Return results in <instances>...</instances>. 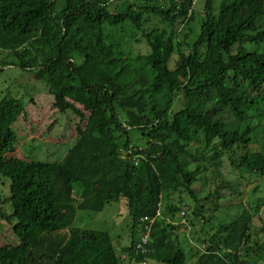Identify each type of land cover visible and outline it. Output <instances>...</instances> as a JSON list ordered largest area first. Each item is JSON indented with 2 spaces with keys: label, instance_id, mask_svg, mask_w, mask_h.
<instances>
[{
  "label": "trees",
  "instance_id": "obj_1",
  "mask_svg": "<svg viewBox=\"0 0 264 264\" xmlns=\"http://www.w3.org/2000/svg\"><path fill=\"white\" fill-rule=\"evenodd\" d=\"M196 1L0 0V49L7 53L0 72H33L54 106L83 122L59 160L8 155L17 140L13 125L26 108L12 94L0 99V182L10 180L0 216L15 219L20 239L0 245V264H187L180 225L163 218L180 212L179 205L167 202L151 224L146 252L137 250L149 223L144 217L157 214L163 196L181 191L208 225L216 217L206 205L219 204L223 187L200 196L194 184L213 182L208 173L214 175L222 153L241 150L232 164L264 176V0H205L191 40ZM138 32L147 53L126 49ZM194 149L217 151L212 164ZM123 198L131 243L122 250L108 231L74 226L80 211L100 212ZM263 205L259 196L253 211L220 223L194 264H259L249 256L264 253L252 226Z\"/></svg>",
  "mask_w": 264,
  "mask_h": 264
},
{
  "label": "rangeland",
  "instance_id": "obj_2",
  "mask_svg": "<svg viewBox=\"0 0 264 264\" xmlns=\"http://www.w3.org/2000/svg\"><path fill=\"white\" fill-rule=\"evenodd\" d=\"M204 3L205 0H197L194 5L195 20L191 23V28L194 29L190 35L191 40L198 32L199 23L204 16ZM153 24L163 26L160 19L154 20ZM181 31L187 33L189 27L182 25ZM126 49L132 54L147 53L150 50L140 32L134 33V37L129 38ZM6 54L0 49V57ZM7 93L21 98L26 108L13 125L17 140L13 150L8 151V155L45 161L61 159L75 142L78 129L83 126L79 116L72 110L60 112L54 106L53 96L48 92L45 82L36 79L34 73L30 71L13 66L5 67L0 72V99ZM181 99L179 96L175 100L173 110L179 109ZM132 137L138 138V133L133 132ZM140 141L144 142L143 140ZM193 152L197 157H205V163L210 165L213 162L210 157L217 151L212 149L204 152L200 149H194ZM240 152L242 151L237 149L230 154H220L221 160L213 173L214 175L208 173L210 177H214L213 182L209 183L204 180L194 184V189L200 196H204L209 190L214 192L216 186L223 187L220 188L222 198L218 200L219 204L214 206L208 202L206 205L207 208L213 209V212L208 210L207 213H213L216 217L208 225L203 227L202 220L198 221L197 217L194 216L195 214L193 215L194 202L187 192H175L171 194L169 199L162 197L160 208L162 213L165 211L167 202L176 203L181 208L180 212L174 216L163 213V218L180 225L177 234L179 242L187 254V264L196 263L199 255L209 245L212 235L217 232L220 223L231 221L243 209L253 211L252 205L255 199L264 196V176H258L255 172L245 171L232 164L233 161L239 160ZM187 161L191 168H195L196 165L190 161V158ZM9 187V179L5 178L0 182V196L2 198L0 201L9 195ZM180 199H182L181 202ZM4 206L6 212L11 213L10 205L6 203ZM183 210L187 213L185 217L181 215ZM192 221L193 223H191ZM252 221L254 238L264 240V231L258 232L260 227L264 228V207L253 215ZM14 223L15 219L9 222L0 216V245H18L20 243V239L13 231ZM74 226L108 231L115 242L118 240L116 245L119 250L131 243V217L127 208V200L124 198L119 202L107 204L100 212L80 211L74 221ZM201 228L205 232L203 235L196 232ZM249 258H258L259 264H264V253L260 256L250 253ZM125 262L126 264H142L137 261L130 263L129 259H126ZM147 264L164 263L155 259H147Z\"/></svg>",
  "mask_w": 264,
  "mask_h": 264
},
{
  "label": "built area",
  "instance_id": "obj_3",
  "mask_svg": "<svg viewBox=\"0 0 264 264\" xmlns=\"http://www.w3.org/2000/svg\"><path fill=\"white\" fill-rule=\"evenodd\" d=\"M171 1L172 0H159V2L163 3V4L170 3ZM174 1L176 2V1H179V0H174ZM191 10L192 9H189L188 14L191 13ZM159 216H161V210L160 209L157 211V214L154 217H151V218L149 216H145L144 217V221H147L149 223H147L146 230H145L143 236L141 237V241L137 245V250H141L142 252H146L147 251L146 244L148 243L149 238H150V234L149 233H150V229H151V224ZM142 264H146V262H142Z\"/></svg>",
  "mask_w": 264,
  "mask_h": 264
}]
</instances>
